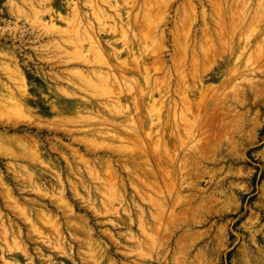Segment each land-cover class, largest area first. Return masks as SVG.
Masks as SVG:
<instances>
[{"label": "bare ground", "instance_id": "obj_1", "mask_svg": "<svg viewBox=\"0 0 264 264\" xmlns=\"http://www.w3.org/2000/svg\"><path fill=\"white\" fill-rule=\"evenodd\" d=\"M74 1L68 0L72 15L70 19L64 17L58 7L56 8L57 0L37 2L24 0L23 4L19 5L22 14L23 11L25 12V7L30 5L31 12L42 18L39 19L40 22L34 23L38 30L35 37L38 39L46 37L48 43L53 42L52 45L55 43L66 54V56L63 55L66 59L60 58L66 66H69L70 75L66 78L54 71L46 72L44 69H37L36 74L43 82L38 88L42 97H38L32 91L35 85L29 80L27 69L29 62L21 63L15 51L0 48V58H3V60L0 59V128L2 129L0 130V160H7L6 169L16 182V187L12 186L0 168L1 263L54 264V257L45 253L47 250L67 258L74 264H119L120 262L113 256L111 245L100 237L92 222L95 218H107L106 221H99V223L107 222L114 227L124 225L130 228L124 233L125 240L130 239L132 244L129 247L126 246L127 250L118 251L126 257L136 256L138 260L145 261V264H194L195 261L200 264H216L208 258L213 251L220 255L226 248V226L217 230L213 237L216 241L209 238L212 225H209L206 231L199 232L193 229L208 222L212 216H225L229 212L227 200L230 194L226 189L218 191L220 196L224 197L221 200L222 206L219 209H211L200 218L194 217L196 210L194 211L193 208L196 207L191 206L195 194L183 195L180 192L179 195L189 206H184L183 211L179 210L180 213L168 212L173 218L172 224L170 221L171 225H169L172 226V231H183L180 232L179 238L177 237L178 254L174 251L170 258V248L168 249L166 245H164L166 247H159L160 244L157 243L160 249L156 247L158 251L154 252L155 255L148 252V245L145 247L148 243L154 246L156 242L154 231L157 225L153 226L149 222V217L152 216L151 218L158 220L159 216L158 213L149 211L148 213L134 196H132V203L127 201L128 182L122 175V171H125L128 176L142 177V181L153 184L158 172L152 167L151 155L167 159L163 174L169 180L183 178V174L190 169L191 165L207 168L208 161H213L215 157L203 158L205 149H210L206 147L193 150L195 155L188 152L181 164L178 160V163L175 162L177 155L174 153H178L179 150L177 144L189 140V128L192 126H186V123L192 122V117L188 118L186 114L192 115L193 111L190 112V108H185L184 106L187 105L176 100L172 94L180 95L184 91L189 97L205 98L210 89V85H207L205 81L216 77L224 79L226 72L223 70L212 72L214 68L197 70L193 75L195 88L187 84L188 76L184 67L177 71L176 77L173 76L172 68L165 59L168 46L163 27L167 22L170 9L169 0H155L154 5L142 9L144 11L140 14L144 17L142 20L139 15L133 14L136 9L135 0H127L123 8L117 3L115 5L114 0H83L84 6L88 7L87 10H82L79 2ZM242 1L244 3L238 10L245 12L251 3L250 0ZM185 2L186 5L181 8V11L187 28L184 29V34L177 43L183 58L188 51H195L194 33L188 24L199 17L198 4L195 0H185ZM213 2L217 6H222L221 0ZM16 4L14 3L15 6ZM19 9H15L18 12L17 15L20 14ZM200 13L203 21L202 36L206 38L210 48L213 51H217V46L221 48V54L218 57L222 61L234 63L233 69L230 70L234 72L233 75H238L242 79L248 77V82L254 88H258L257 83L260 82L256 79L258 70L252 65L263 60L264 49L261 46L260 49H252L250 52L249 48L254 42H256V48H258L257 45H264V21L259 28L256 25L257 32H254L253 27L250 28L253 25L248 28L241 25L244 19L242 22L232 19L224 24L220 21H223L225 13L223 16L220 13V21L215 18L216 16L213 20V15L207 13L205 7H202ZM248 13L245 12V14ZM46 14L49 15V20L44 19ZM238 16L234 18L237 19ZM109 18L113 19L117 27L111 24L110 26L107 22L110 28L113 26L114 30L110 29L113 33L106 40L102 38L101 30L106 21L110 20ZM57 20H66V27H60ZM212 22L215 25L214 28L210 26ZM47 54L41 55L42 61L51 66V69H55L56 62L51 61L48 57L50 55L47 56ZM59 57L55 56V58ZM210 57L217 56L211 54ZM29 59L32 60L31 57ZM220 68L219 65L218 69ZM142 75L144 77L140 78ZM152 77L155 78L151 81ZM180 83L181 86H179ZM245 93L243 86H240L239 91L235 92L234 101L241 106L245 105L247 100ZM52 96L54 98L48 103L49 109L34 107L38 106L44 98L48 99ZM252 103L256 104L258 101ZM188 104L191 102L189 101ZM234 108L237 111L236 106ZM44 112L50 115L44 116ZM244 122V113L235 112L236 129L242 130ZM136 128H143V133L149 130L145 133L144 139L141 138L146 154L132 142ZM8 129L14 130V133L9 134L4 131ZM30 129H36V133L26 132ZM45 131L60 133L71 140L70 143H65L61 137L57 139V143L51 144L50 151L59 155L56 159H51L43 150L44 143L39 138V133ZM171 138L175 141L173 147L167 146ZM233 147L235 150L237 145L233 144ZM60 157L65 162V172ZM239 157L242 158L243 155ZM76 162L81 166H77ZM129 162L132 165L136 162L134 163L136 166L128 165ZM214 176V173L210 174V180H213ZM129 184L145 203L150 204L148 200L150 196L146 195L132 179ZM216 185L224 188L223 180H218ZM16 188L20 194H35L37 199L17 195ZM192 188L205 193L199 181L193 184ZM69 191L73 197L82 202L87 211L91 212V217L78 211L80 207L70 200ZM158 192L162 194L163 190ZM166 196H164L165 203L162 200L158 201V197L157 200L154 199L156 201L154 206L156 204L155 207H160L157 209H162L161 211L166 209L168 193ZM203 197L209 201H219L214 194L203 195L201 200ZM28 202L32 204V209L26 204ZM4 209L18 220L11 218ZM134 215H137L138 219H135ZM134 225H138L143 230L142 233L145 234L146 239L138 236V232L134 233L132 229ZM149 229L151 233L147 232ZM102 233L115 245L119 244L111 230L103 228ZM27 241L34 244L35 254L32 253L31 245ZM131 262H121V264H141L136 259ZM259 262L264 264V252Z\"/></svg>", "mask_w": 264, "mask_h": 264}, {"label": "rangeland", "instance_id": "obj_2", "mask_svg": "<svg viewBox=\"0 0 264 264\" xmlns=\"http://www.w3.org/2000/svg\"><path fill=\"white\" fill-rule=\"evenodd\" d=\"M35 1L37 2L39 0H35ZM126 1L127 0H114L113 2L114 4L117 3L118 6L123 8L126 5L125 4ZM154 1L155 0H135L136 9L134 10L133 14L139 15L142 20L144 18L143 15H140L144 12L142 11V9H144L145 7L149 5L151 7V5H154L155 3ZM169 1H170V9H169L168 17H167V22L166 24L163 25V27L165 28L167 46H168L165 52V59H167L168 65L172 68L173 76L176 77L177 71H180V69L184 67L187 72V76H188L187 84L190 87L195 88V85H194L195 81L193 79L194 78L193 75L194 73H196L197 70L202 71L206 68L208 69L214 68L215 70L212 72H217L218 70H223L226 72L224 79L220 77H216L215 79L205 81L207 85H210V89L206 93L205 98L202 97L201 99H199L200 96H198L197 98L196 97L192 98V97H189L188 93L184 91L180 95H174V93L172 94V96L176 100L180 102H184L185 105L189 106V107L184 106L185 108H190V112L193 111L192 115H190L189 113L186 114L188 118L192 117L191 119L192 122H189L190 124L188 122L186 123V126L187 125L192 126L189 128L190 130L189 133L191 135L188 134L189 140L187 142L185 140L184 143L177 144L179 150H178V153H174L177 155V157L175 156L176 157L175 162L178 163L179 161V164H181V161L184 160L183 157L186 156L188 152L190 154L192 153L193 155H195L196 153H194L193 150H197L203 147L211 149V150L205 149V153H203L204 155L203 158L208 157L211 159V157L212 158L215 157L216 160L214 159L213 161L212 160L208 161L207 168L196 167L195 165H191L190 169L188 171H185V173L183 174V178L178 177V178L169 180V178H166L165 175L163 174V169H165V163L168 162L167 159L164 157H161V158L152 157L151 155V160L153 161L152 167L155 168L156 172H158L153 184L142 181L143 179L142 177L128 176L125 171H122V175L124 176V178L127 179V182H128L127 201L128 202L130 201L129 203H132L133 201L132 196H134L136 200L138 201V203L141 204L143 207H145L147 212L149 211L151 213H158V216H159L158 220L157 218L156 220L154 218H151L152 216L149 217V222L153 226H155V224L157 225V229L154 231V236L156 237V240H155L156 242L154 245L155 247L149 243L145 244V247L148 245L147 247L148 252L150 254L155 255V253L160 249L158 248L157 243L160 244L159 247L167 246L168 249L170 248L169 253H170V258H171V253H174V251H176V253L178 254V251L176 250V244H178L177 240L180 234L183 232L181 230H178V231L175 230V232L172 231V226H169L173 222V218L171 214H174V212L180 213V211L184 210V206H189L188 204H186L184 198L183 197L181 198V195H179L180 192L183 195L195 194L194 195L195 199L193 203L191 204V206L196 207V208H193L194 211L196 210L194 212V217L200 218L203 214H206L211 209L212 210L219 209L220 206H222L221 200L224 197L220 196L221 194H219L220 192L218 191H220L221 189H226L227 192L230 194V198L227 200L228 202L227 206L230 207V210L227 213L228 215L225 214V216L224 215L212 216L210 217L211 219L209 218L208 222H205L204 224L196 226L193 229V231H199V232L206 231L209 229L208 227L212 225L211 235L209 237L211 239L214 237V235L216 234L217 230L220 227L226 226V229H227L226 230V233H227L226 248L222 251L220 255H218L216 251L212 252L210 257L208 258L211 260L212 263H216V264H249V263L250 264H262L259 262V258L260 256H262V253L264 252L263 251L264 250V197H263L264 196V99H263L264 98V58L263 60L257 61L255 64L252 65L254 66L256 70H258L256 79L260 80L261 82L260 84V82L258 81L257 83L259 86L258 88H254V86H252L250 82H248L247 80L248 77H244V79H242L238 75H233L234 72H231L230 70L233 69L232 66L234 65V63L228 62L227 60L222 61V59L218 57L221 54V48L217 46L218 48L217 51H213V49L210 48L209 44L207 43L206 38L202 36L201 27H202L203 21L200 18L201 17L200 12H201L202 7H205L207 13H210L211 15H213V20H214V17L216 16L215 18H217L218 21H220V18H219L220 13H222V16L225 13L226 16L223 17V21H220L221 23H224V24L229 23L230 21H232V19L234 21L238 20L239 22H242V20L244 19L241 25H244V27H247V28L250 25H253V26H250V28L252 29L253 27L252 30H255L254 32H257L256 31L257 28H259L260 24L264 21V4L262 5V3H264V0H250V3H251L250 7L249 9H246L245 11L246 13L249 12L248 14H245V12L240 11L241 9L238 10L239 8L242 7L244 3L242 0H238V2H236L237 0H227V1L221 0L220 4L222 6L215 5V3L213 2L214 0H209V1L208 0H195V3L198 4L199 17L192 23L188 24V26L190 25L192 33H194L193 38L195 39L194 40L195 51L194 52H192L191 50L188 51L185 58H183L182 55L180 54V47L178 46L177 43L178 41L181 40L184 34L183 33L184 29L187 28V25L183 17L184 14H182V11H181V8L184 5H186V2L185 0H169ZM13 2L15 4L17 3L16 6L14 5ZM23 2L24 0H0V48H3V49L7 48L6 50L15 51L21 63H23V61L29 62V66H27L29 80L35 85L32 91L38 97H42V94L40 93L38 88L39 86L43 84V82L41 78L36 74L37 69H44L46 72L54 71L57 74L61 75L62 77L66 78V76L70 75L68 71L69 66H66V64L60 60V58L62 60L66 59V57L64 58L66 54L64 53V51H62V49L58 48V46L55 43L54 45H56L57 48L53 47L54 46L52 45L53 42L48 43L47 42L48 39L46 37L39 38V39L35 37L38 33V30L36 29V26L34 25L36 24V21L40 22L41 20L39 21V19H42V18L39 15L37 16L34 12H31V9L29 8L30 5H27V7H25V12L23 11V14H22L21 13L22 11L19 9V5L21 6ZM76 2H79L78 4L82 10L88 9L87 6H84L83 0H76ZM201 2H202V6H201ZM56 5H57L56 8L58 7L59 11L64 17H67L68 19L72 18L71 8L68 6V0H57ZM254 6H256V8ZM250 8H251V11H250ZM252 8H254L256 12ZM15 9L17 10L19 9L20 14L17 15L18 12ZM253 11L254 13H252ZM109 12L111 15H113L111 11ZM232 14L234 16H238L240 14L239 15L240 17L238 16L239 18L237 17L236 19V17L234 18ZM243 14L244 16H242ZM262 15L263 17L261 18ZM44 19L49 20V15L46 14ZM107 22L109 25L110 24L114 25L115 23L113 19L107 20L106 24ZM66 23H67L66 20L65 21L57 20V24L62 28L66 27ZM106 24L102 26L101 35L103 39L107 40L109 36L112 35L114 28L113 26L110 28L109 25L107 24L106 26ZM256 25H257V28H256ZM114 26L116 28L117 24H115ZM210 26L214 28L215 25L212 22L210 23ZM110 29H113V30L111 31ZM261 33H263V31ZM47 44L49 45L48 47H47ZM255 44L256 42H254L253 45L249 48L250 52L252 51V49L254 50L260 49L261 46H262V49H264V45H257L258 48H256ZM56 49L58 51H56ZM249 51L248 53H250ZM54 52L57 53L61 57H59ZM44 54L45 55L47 54V56L50 55L48 57L51 58V61L54 60L53 62L54 63L56 62L55 69H51V66L49 67L48 64L44 60L42 61L41 55H44ZM53 54H55V56L59 58H55ZM211 54L213 55L215 54L217 57L211 58L210 57ZM30 57L32 58V60L29 59ZM0 59L3 60V58H0ZM196 59L198 60L196 61ZM219 65L221 67L220 69H218ZM221 73L222 72H220V74ZM143 77H144L143 75L140 76V78H143ZM154 78L155 77H152L151 81ZM245 78H246V81H245ZM179 86H181V83ZM240 86H243V90L244 92H246L244 95L247 98L246 104L243 106H241V104H238L236 103V101H234L235 100L234 98L236 96L235 92L237 93L239 91ZM259 96L261 97L259 98ZM156 97H158V95ZM53 98H54L53 96L48 99L44 98L42 101H40V104L38 106L35 105L34 107L41 108V109H49L50 106L48 105V103L52 101ZM261 98L262 100H260ZM193 99L195 100L194 102H193ZM189 101L191 102V104H188ZM251 101L252 102L258 101V103L255 104V103H252ZM234 106H236V110L238 111V113H244L245 122H244V126L242 127L243 128L242 130L241 129L238 130L234 126L235 112H237L234 110L235 109ZM43 114L44 116L50 115L49 113H46V112H44ZM0 130L2 129L0 128ZM143 130H144L143 128L142 129L136 128V131H134V134H133L134 138H132V142L134 146H136L137 148H140L146 154V149L144 148L143 141L141 138H143L145 133H147L149 130L145 131L144 133H143ZM4 131H7V133L9 134L14 133V130H11V129L4 130ZM29 131L31 134L36 133V129H30L26 132H29ZM20 133L22 132L20 131ZM61 137L65 143L71 142L70 139H68L67 137H63V135L60 133L54 134V133H48L46 131L43 133H39V138L41 139L42 143H44L43 150L46 152V155L49 154L48 156L51 159H56L57 157H59L58 154L50 151V146L53 143H57V139ZM150 140L153 143V140L152 139ZM231 143L237 145L235 150H234L233 144ZM173 144H175V141L174 139L172 140L171 138L167 146L173 147ZM75 146H78V145L75 144ZM220 147L222 149L218 150V148ZM242 155H243L242 158L239 157ZM88 157H92V156L88 155ZM60 160H61V164L64 169V172H65L66 170L65 162L62 160L61 157H60ZM6 161H7L6 159L0 160V168L6 174V179L12 184V186L16 187V182L13 180L11 174L6 169ZM134 163L132 165V163L129 162L128 165H132V167H135L136 165ZM75 164L77 166H81L77 162ZM120 169L122 170V167H120ZM213 173L215 175L214 179L210 180V174L212 175ZM200 177H202V180H200ZM129 179L130 180L132 179L134 183L137 184L146 195L150 196L148 200L150 201L149 203L152 204L151 206L150 204H148V202L145 203V201L142 200V198L137 193H135L136 191L129 184V181H130ZM218 180H223L224 188L222 186L216 185V182ZM197 181L201 182V189H204L205 193L195 188H192V185L196 184ZM90 182L92 183V181ZM92 184L94 185V183ZM162 190H163V193L160 194L158 191H162ZM16 192H17V195L19 196L27 197V198L31 197L30 199H33V198L37 199V196L35 194H31V193L30 194L28 193L20 194L17 188H16ZM166 192L168 193L169 199L167 200L165 204L166 209L161 211L162 209L161 210L157 209L160 207L158 206L155 207L156 204L154 206V203H156L155 200H157V197H158V201H161V200L163 202L166 201V198H164V196H166L167 194ZM68 194L70 195V200L74 202V204L80 207L78 208V211L80 213H86L90 215L91 217L92 215L91 212L87 211V209L83 206L82 202L78 200L77 198L73 197V194L71 193V191H69ZM208 194L209 195L214 194L215 198L217 197L219 198V201L213 202L212 200H210L211 201L210 202L207 198L204 199V197L201 200V196L203 195L208 196ZM26 204L31 209L33 208L30 202ZM147 205H149V207ZM153 208H154V211H153ZM167 208L169 209V211ZM132 210H134L133 205H132ZM5 212L8 213V215L11 218H13L15 221L18 220L8 210H5ZM168 212H170L171 214ZM167 213L170 216L169 215L167 216ZM134 218L138 219L137 215L136 216L134 215ZM106 220L107 218H104V219L95 218V219H92V222H93V225L96 227L97 232L100 235V237L104 241H106L108 244L111 245V248H112L111 251L113 253V256L120 262L119 264H121V262L132 263L131 260H134V259H136L141 264L143 263L145 264L146 263L145 261L138 260L136 256L130 255V257H126L121 252H118L120 250L122 251L127 250L126 246L129 247L132 244L130 239L125 240L126 238L125 233L130 228L125 227L124 225L114 227L113 225L107 222L103 224L99 223V221H106ZM170 221H171V224H170ZM103 228L104 230L106 229L111 230L114 233V235H116V239L119 241L118 245H115L114 242L112 243V241L108 237L103 235L102 233ZM132 229L134 233L137 234L138 232L137 234L138 236H141L146 239L145 234L142 233L143 230L138 225H134ZM150 229L147 231L148 233L149 232L151 233ZM121 232L123 233L121 234ZM213 239L215 240V238ZM27 243H30V242L27 241ZM30 245H31L32 253L35 254L33 250L34 244L31 242ZM156 247L158 248V250ZM10 248L12 247L10 246ZM133 248H135V246H133ZM195 250H194V253L196 252ZM45 253L52 255L54 257V264H74L71 261H69L67 258L59 256V255H55L54 253L50 251L46 250ZM0 256H1V249H0ZM0 263H1V259H0ZM1 264H4V263H1ZM39 264H45V263L41 262ZM194 264H200V263L195 261Z\"/></svg>", "mask_w": 264, "mask_h": 264}]
</instances>
